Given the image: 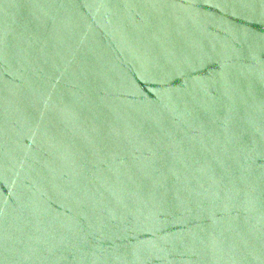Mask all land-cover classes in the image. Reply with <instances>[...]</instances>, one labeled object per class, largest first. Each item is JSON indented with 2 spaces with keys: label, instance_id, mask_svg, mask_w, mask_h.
I'll use <instances>...</instances> for the list:
<instances>
[{
  "label": "water",
  "instance_id": "95a60500",
  "mask_svg": "<svg viewBox=\"0 0 264 264\" xmlns=\"http://www.w3.org/2000/svg\"><path fill=\"white\" fill-rule=\"evenodd\" d=\"M0 264H264V0H0Z\"/></svg>",
  "mask_w": 264,
  "mask_h": 264
}]
</instances>
